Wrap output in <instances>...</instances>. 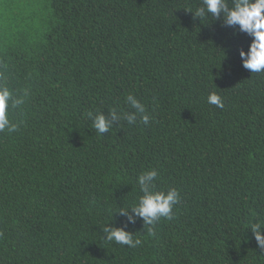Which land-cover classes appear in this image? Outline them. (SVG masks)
Listing matches in <instances>:
<instances>
[{
    "label": "trees",
    "instance_id": "trees-1",
    "mask_svg": "<svg viewBox=\"0 0 264 264\" xmlns=\"http://www.w3.org/2000/svg\"><path fill=\"white\" fill-rule=\"evenodd\" d=\"M202 0H0V84L28 92L0 133V264H264V71L241 67L233 37L187 12ZM226 53V54H225ZM224 103H208L210 93ZM103 136L88 112L133 111ZM176 188L174 219L135 248L104 239L113 213Z\"/></svg>",
    "mask_w": 264,
    "mask_h": 264
},
{
    "label": "clouds",
    "instance_id": "clouds-1",
    "mask_svg": "<svg viewBox=\"0 0 264 264\" xmlns=\"http://www.w3.org/2000/svg\"><path fill=\"white\" fill-rule=\"evenodd\" d=\"M187 12L200 22L211 17L220 27L231 29L233 37L241 34L247 36V48H241L238 52L241 67L251 73L264 71V0H202V6L195 11L188 9ZM27 96V91L16 94L8 86L0 84V133H14L18 130L19 124L10 119L9 113L12 109H19ZM125 103L133 111L121 114L112 108L107 115L103 111L88 112L86 116L91 121L92 129L103 136L114 125L119 124L121 119L126 120L129 125L135 124L138 118L145 126L149 124L151 116L135 95L128 94ZM208 103L217 108L224 107L222 97L216 92L209 94ZM157 178L158 172L155 169L144 171L137 177L136 182L142 195L130 207L121 206L113 213L112 220L114 217H123L124 223L121 227L110 223L106 225L102 229L105 240L135 248L141 241L134 239V234L128 231L129 225H135L139 220L143 228L147 226L148 234L154 235V228L162 219H174L173 210L180 202V192L174 187L163 191L155 190ZM250 231L257 248L264 250V221L253 222Z\"/></svg>",
    "mask_w": 264,
    "mask_h": 264
}]
</instances>
